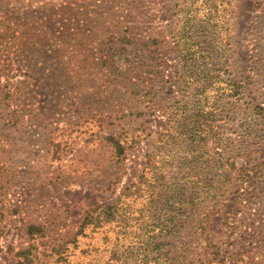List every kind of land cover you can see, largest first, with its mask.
I'll return each mask as SVG.
<instances>
[{
    "label": "rangeland",
    "instance_id": "374dc122",
    "mask_svg": "<svg viewBox=\"0 0 264 264\" xmlns=\"http://www.w3.org/2000/svg\"><path fill=\"white\" fill-rule=\"evenodd\" d=\"M178 1L0 0V264H14L20 249L29 264H138L152 233L176 260L147 264H219L240 251L264 264V171L251 186L238 172L264 160V110L254 109L264 105V0L234 3L222 77L243 85L222 98L217 133L228 176L214 165L211 138L194 147L213 157L206 166L180 148L159 182L145 166L172 102L192 100L171 37ZM123 130L118 161L103 139ZM175 172L189 180L163 191ZM175 192L186 203L174 206L172 237L160 229ZM117 200L131 225L83 224L89 209ZM234 200L244 205L235 215ZM29 225L42 231L29 235Z\"/></svg>",
    "mask_w": 264,
    "mask_h": 264
},
{
    "label": "trees",
    "instance_id": "16d2710c",
    "mask_svg": "<svg viewBox=\"0 0 264 264\" xmlns=\"http://www.w3.org/2000/svg\"><path fill=\"white\" fill-rule=\"evenodd\" d=\"M235 1L179 0L175 4L176 19L173 22L171 37L177 57V72L182 88L191 89L188 93L192 100L188 101L182 98L172 102V111L167 113V117L161 123L159 131L156 132L151 149L145 155L147 171L155 177L157 182L162 179L163 169L170 164V160L175 157V153L179 148L186 156H189L187 153L193 156L190 161L188 157L181 158L182 166L188 161H195L202 166H206V163L212 160L213 157L205 158L203 152L194 154V147L205 144L209 138L214 139L215 155L219 156V158L213 159L214 165L221 169V177L228 176L226 163L229 162V158L224 153L217 151L220 148L219 146H222L219 143L220 138H218L217 133L219 131L218 123L224 118L222 98L235 96L243 85L237 77H222V74L228 73V57L229 53L233 52L231 35ZM0 35H2L1 32ZM122 41L126 44L130 43L128 37H123ZM215 55L220 59L222 58L224 65L214 63ZM254 109L262 111L264 105H254ZM126 134V131L123 130L115 135H106L103 139L112 151V158H116L118 161L124 157V137H126ZM180 144L184 146L180 147ZM222 150L227 152L225 149ZM230 164L232 168L235 167L233 162ZM246 168L244 171H238L241 174L240 178L247 185H255L256 182L258 183L256 177L264 171V160H261L260 163H253L251 167ZM141 176L145 178L144 175ZM170 178L171 182L164 187L163 191H176L179 187L178 184L189 180V175L178 176L175 172ZM126 190H128V187H125L123 192ZM249 198L248 203L251 204ZM118 200L109 205L89 209L85 212L83 224H88L96 218L104 221L115 220L123 226L131 225L127 222L129 217L125 215V212L120 211V208L118 209ZM182 202L176 192L165 200V206L169 207L167 210L170 212L168 217L170 224L160 229V232L166 230L167 234H171L172 237L176 236L180 228L177 227L176 223H172L175 216L174 206L186 203ZM233 204V207L228 205L227 210L233 208V215L240 213L241 208L238 207L243 203L234 200ZM242 206L244 207V205ZM34 231L41 232V226L29 225L27 234L32 235ZM244 234L245 237H240L243 242L249 236L246 232ZM156 235L157 233H152L145 242H142L140 247L142 253H136L142 255L140 261H137L138 264H147L149 259L158 263H161V261L171 263L176 260L174 250H164L163 246L165 244L157 241ZM259 236L264 242V235L260 234ZM30 253L29 249H20L16 253L17 259L14 264H29L31 260ZM250 254V251L232 252L228 254V260L223 258L218 263L259 264V262L254 261L255 258ZM185 256V253H182L181 259ZM213 256L216 257V255Z\"/></svg>",
    "mask_w": 264,
    "mask_h": 264
}]
</instances>
